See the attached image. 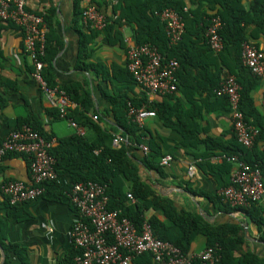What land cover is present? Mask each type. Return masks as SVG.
Wrapping results in <instances>:
<instances>
[{"label": "crops", "instance_id": "crops-1", "mask_svg": "<svg viewBox=\"0 0 264 264\" xmlns=\"http://www.w3.org/2000/svg\"><path fill=\"white\" fill-rule=\"evenodd\" d=\"M176 1L183 3L188 11H197L201 2L202 12L207 15H215L221 10L219 6L210 8L211 0ZM142 2L144 0L27 1V12L48 21V47L55 51L47 66L48 78L57 88H80L79 99L86 102L88 111L73 102L69 117L73 120L77 118L78 122L83 114L89 118L91 124L83 128L85 138L90 141L96 139L93 125L106 130L118 129L113 106L117 98L141 100L145 97V93L127 74L128 42L135 44L137 6ZM253 2L240 0V7L250 12ZM87 6L97 8L109 22L104 31L93 36L81 17ZM245 34L246 42L264 52V34L255 25L246 27ZM83 36H86V42ZM24 37V31L16 24L0 22V98L3 103L0 104V138L19 128L24 120H30L41 124L58 143V140L72 137L76 132L66 120L53 116L54 110L33 80L31 61L24 52ZM195 40L199 46L192 49L186 60L183 59L186 65L181 70L185 79L182 89L189 93L204 91L217 73H220V84L231 75L219 59V54L202 52L204 37ZM175 95L186 110L184 123L192 140L185 144L184 137L165 125L159 116L146 120L142 130L146 134V142L152 139L158 143L163 158L170 156L172 161L169 166H162L160 161L162 175L140 165L143 180L159 196L172 201L178 210L197 214L207 224L239 226L244 239L243 251L264 261V224L261 222H264V195L259 203L244 210L228 209L220 201L222 190L232 184L235 169V165L227 162L224 156H231L230 152L242 149L244 154L234 155L240 160L259 164L264 160V79L257 80L250 91L258 117L248 119L260 131L250 149L240 147L237 142L227 105L214 98L206 99L204 95L193 108L181 92ZM149 99L159 103L164 97ZM171 103L174 104L175 99ZM75 112L81 117L73 115ZM120 136L118 133L114 142L117 148L127 143V139ZM212 144L220 148H209L208 145ZM138 149L137 158L147 155L140 147ZM9 181H31L27 158L17 155L0 161V187ZM54 197L50 194L29 202L24 207L26 217L9 219L7 224L6 243L23 249L28 264H66L74 251L71 231L78 218L77 212L67 201L57 202ZM23 213L21 210L20 215ZM7 215L6 209L0 210L2 218ZM153 215L154 212L150 211L147 218ZM159 218L164 221L162 216ZM206 248L205 238L197 237L191 254H200ZM5 263L21 264L15 255L8 254L0 245V264Z\"/></svg>", "mask_w": 264, "mask_h": 264}, {"label": "trees", "instance_id": "trees-1", "mask_svg": "<svg viewBox=\"0 0 264 264\" xmlns=\"http://www.w3.org/2000/svg\"><path fill=\"white\" fill-rule=\"evenodd\" d=\"M199 3L200 5L197 11L185 12L184 10L187 8L180 1L144 0V2L137 6L138 17L135 20L137 25L135 45L149 44L156 46L166 59H176L179 62L180 68L177 74L179 81L178 92L182 93L186 101L192 104L193 108L197 107L196 102L201 101L200 98L202 96L204 97V95H206V99L208 98L210 100L214 98L229 107L226 97L215 94V90L220 86V73H217L211 79L213 82L202 92L189 93L182 89L185 79L181 70L186 65L185 60L188 57L187 55L192 52L194 47L199 46V43L195 39L202 40V37H204V41L201 42L204 45L202 52L210 55L213 54L212 50L207 46L205 38L209 20L213 15H207L202 12L201 2ZM209 3L211 4L210 8L220 7V12L215 15H219L225 24L221 32L225 47L223 52L219 54V59L225 65V68L229 70V73L235 76L237 82L242 87L241 110L247 120L249 121L248 118L257 119V109L250 96V91L254 88L255 82L259 78L253 76L249 69L243 65L242 53L243 44L247 40L245 34L246 27L255 25L264 34V0H254L250 12H246L240 7V0H211ZM168 9L180 13L185 21V34L183 39L178 45L173 47L169 46L164 23L156 15V13ZM83 12L81 14L82 18ZM45 22L48 23L46 19ZM96 32L99 31L91 29L90 33L93 36ZM83 40L86 42V36H83ZM54 55L55 51H52L48 47L46 32L44 55L41 61L46 65L44 74L49 85L56 88L48 78L47 69ZM127 74L131 81L135 83L128 70ZM64 90L73 102L84 106L85 110L88 111V107L85 105L86 102L79 99L80 88L75 87ZM144 96L141 100L121 97L113 102L117 128L122 130V132L118 129L106 130L99 125H93L92 127L96 134V139L93 141L85 138V136H78L77 134L58 140L57 145L51 150V155L56 159L55 169L60 182L48 183L45 194L42 197L46 198V196L48 197V195L54 194L56 196L54 197V201H67L69 203L67 195L76 184L94 182L106 187V195L109 199L108 209L110 211H117L121 219H128L138 230H141L144 222L148 220L152 226L154 236L157 239L173 244L185 255L191 254L193 243L197 237L201 236L205 238L207 248L212 247L218 250L221 256L218 264H264V261L257 256L243 251L242 245L244 239L239 226H216L207 224L197 214H192L185 210H178L172 201L159 196L152 186L143 180L140 165L148 171H157L162 175L160 161L163 159V156L160 151V145L152 141V139L146 142L145 132H142V129L137 124L130 122L128 117L129 103L135 107L145 105L148 109L156 111L157 116L161 118L165 125L172 127L184 137L185 144H189L190 140H192L190 132L186 130L187 126L184 123L186 110L175 94L164 97V100L159 103H149L145 94ZM172 99H175L174 104L171 103ZM1 101L0 98V104L2 105L3 103ZM73 115L81 117L77 112ZM53 116L59 119L56 112ZM74 120L79 126L84 128L91 124L89 118L84 114L82 115L81 121L78 122L77 118ZM25 125L30 126L49 141L54 139L50 132L43 128L41 124L24 120L21 122L19 128ZM118 133L121 134V139H127V143H123L119 148L114 146ZM143 144L149 147L150 152L142 159H139L137 158L138 148ZM208 146L209 148H220V146L213 144ZM238 153L244 154L245 152L242 149L230 152L231 156L237 155ZM23 157L27 158V160L29 159L27 156L23 155ZM263 162L264 160H262V164L254 162L246 163L251 166L259 165L264 172ZM128 194H132L134 200L129 199ZM221 203L226 208L231 209L230 206L224 204L222 201ZM28 204L23 203L11 206L7 199L0 194V210L6 209L8 211L6 218L0 216V245L8 254L15 255L21 264H28L25 252L17 245L6 243L5 232L9 219L21 220L26 217V209L24 210V207ZM255 205L253 204L252 206ZM21 210L24 211L22 216L20 215ZM232 210L237 209L232 208ZM150 211L154 212V215L147 218V213ZM159 216H162L164 221ZM261 222L264 224L262 220ZM78 254L79 251L74 247V251L70 255V259L66 261V264H74V259ZM132 264L155 263L153 256L145 253L135 257ZM196 264L208 263L198 262Z\"/></svg>", "mask_w": 264, "mask_h": 264}, {"label": "built area", "instance_id": "built-area-1", "mask_svg": "<svg viewBox=\"0 0 264 264\" xmlns=\"http://www.w3.org/2000/svg\"><path fill=\"white\" fill-rule=\"evenodd\" d=\"M27 1L0 0V21L12 22L22 28L25 35L24 52L31 61L33 80L59 119L66 120L78 136L84 137L85 129L69 117L73 101L64 89L50 86L45 77L46 65L41 58L44 55L47 24L43 17L26 11ZM184 11L188 12L187 9ZM156 15L165 25L169 46L178 45L185 34L184 17L172 9ZM83 20L88 28L95 31H104L109 25L107 18L93 6L84 9ZM224 27L219 15H213L209 20L205 38L207 46L215 54L224 50L221 36ZM128 43L127 70L145 93L149 103H154L149 98L176 94L179 62L176 59H166L156 46ZM242 62L253 76L264 79L263 51L245 42ZM241 91L242 87L237 79L228 75L215 90V94L228 99L237 142L250 149L260 131L247 120L241 110ZM128 110L130 122L137 124L142 130L146 120L157 117L156 111L145 105L135 107L129 103ZM56 145L55 139L49 141L27 125L0 138V161L15 155L29 158L31 181H9L0 187V194L11 206L34 202L45 194L48 183L60 182L55 169L56 159L51 155V150ZM139 147L145 154L150 152L145 144ZM224 159L233 163L235 169L232 184L221 192V201L233 209H245L259 203L264 195L263 169L259 165L251 166L237 156H224ZM171 161L170 156L165 157L161 165L169 166ZM67 197L78 215L71 231L72 242L79 251L74 264H132L135 257L145 253L153 256L155 264H218L221 260L218 250L212 247L200 254H183L173 244L157 239L148 220L138 230L128 219H121L117 211L108 209L106 187L100 184H76ZM128 198L134 200L132 194H128Z\"/></svg>", "mask_w": 264, "mask_h": 264}, {"label": "water", "instance_id": "water-1", "mask_svg": "<svg viewBox=\"0 0 264 264\" xmlns=\"http://www.w3.org/2000/svg\"><path fill=\"white\" fill-rule=\"evenodd\" d=\"M5 261V254L3 253V262Z\"/></svg>", "mask_w": 264, "mask_h": 264}]
</instances>
